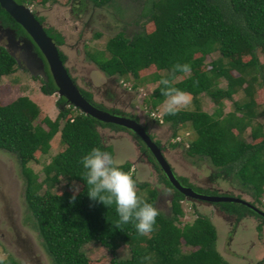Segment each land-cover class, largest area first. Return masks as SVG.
<instances>
[{
  "label": "trees",
  "instance_id": "1",
  "mask_svg": "<svg viewBox=\"0 0 264 264\" xmlns=\"http://www.w3.org/2000/svg\"><path fill=\"white\" fill-rule=\"evenodd\" d=\"M16 1L44 4L59 0ZM91 1L103 6L114 0ZM151 3L145 14L153 24L152 31L143 29L130 37L119 31L108 39L104 50L89 54L91 60L109 77L131 79L133 89L142 84L139 76L154 66L155 71L147 80L158 83L147 97L148 111L165 100L161 95L163 85L159 83L165 77L172 79L173 86L187 92L192 100L207 94L216 106L212 114L201 109H178L174 115L164 111L162 118L171 126L172 136L181 135L182 141L188 144L185 147L187 156L206 160L214 167L211 180H238L254 199H259L264 191V138L249 143L243 133L249 128L250 136L257 137L261 129L253 125L252 118L255 81L264 84V64L257 55L258 51L264 55V0H158ZM38 19L43 22V17ZM0 20L5 24L13 21L2 8ZM13 26L24 32L20 25ZM46 33L57 45L64 43L63 36L53 28L46 29ZM35 48L47 75V79L40 77V89L51 95L57 87L43 55L36 45ZM216 51L219 56L213 57ZM59 53L65 61V55ZM243 55L249 59L243 61ZM177 62L189 64L191 72L176 73L173 79L171 69ZM17 66L15 57L0 45V78L11 75ZM221 79L226 80V87L219 85ZM238 89L243 91L247 100L234 101V109L223 115V99H231ZM80 91L90 102L104 108L93 101L91 92L81 88ZM56 104L58 114L55 119L42 118L48 128L45 130L35 123L41 108L30 97L20 95L7 103L0 100V149L14 154L21 166L26 178L27 218L41 236L52 264H89L82 250L89 242L100 243L110 250L113 256L109 264H231L217 249L215 224L203 213L198 212L191 224L179 226L176 223L183 214L180 198L184 195L174 189L166 177L162 178L163 184L176 193L171 200V216L160 213L148 238L140 235L131 222L117 228L119 216L115 204L106 207L89 198L85 169L80 160L94 147H100L114 157L112 147L102 142L97 125L124 127L97 121L68 104L64 97H58ZM185 123L194 130L192 138L188 133L186 136L178 133L179 126ZM57 132L64 149L44 165L43 178L37 180V175L27 164L35 160L36 151L49 152L50 140ZM178 144L180 142L174 141L171 146L177 147ZM118 166L133 178L136 185L148 184H140L134 179L130 173L131 162ZM179 180L184 185L193 186L184 176ZM73 188H79L74 203L70 202ZM42 189L44 192L40 194ZM205 190L209 194H218L217 190ZM154 193V190L147 189L146 200L153 205ZM214 203H220L215 207L223 213L235 215L237 222L246 214L260 218L262 224L257 228L262 230L264 216L250 207L235 202ZM129 235V256L117 258L114 254L116 247L121 241H128ZM182 239L195 249L182 252ZM0 264L21 263L7 255Z\"/></svg>",
  "mask_w": 264,
  "mask_h": 264
},
{
  "label": "rangeland",
  "instance_id": "2",
  "mask_svg": "<svg viewBox=\"0 0 264 264\" xmlns=\"http://www.w3.org/2000/svg\"><path fill=\"white\" fill-rule=\"evenodd\" d=\"M152 1L158 0H114L110 5L103 6H97L91 0H59L44 4L32 1L25 3V5L34 14L43 17V24H41L44 25L45 29L53 28L63 36L64 43L58 45L59 50L65 55V66L78 87L91 92L93 100L103 107L119 108L120 110L126 108L128 113L133 116L135 115L130 108L140 113L136 116L140 117L139 121L145 125L149 124L150 132L154 137L161 140L160 142L165 149V157L174 171L178 175L186 177L188 182L195 186L196 191L207 193L208 190L205 189H209L211 191L217 190L219 193L227 192L228 195L242 197L264 210V191L259 199H254L248 191L241 187L238 180L233 181L230 178L226 181L222 179L211 180L210 173L214 172V167L208 161L187 156L185 146L182 144L183 141L177 147L171 146L173 143L171 126L164 121L160 127L148 111L150 103L147 97L158 83L147 80L150 78V73L155 71L154 66L139 76L141 77L139 82L142 83L139 84V87H142L146 93L142 98L138 94V89L131 88V79L123 78L124 86L123 84L120 85L117 76H107L91 60L89 54L96 50H104L108 39L119 31H123L129 37L137 31H143V29L152 31L153 24L145 14V11H148L152 6ZM5 38L6 35L0 40V45L6 43ZM257 55L264 64V55H261L260 51L257 52ZM217 56H219V52L216 51L213 53V57ZM247 59L249 56H242L243 61ZM37 71L39 72L38 69L32 67V61L19 63L11 75L0 78V100L7 103L20 95H27L41 108L35 123L42 125L46 130L48 128L43 123L42 118L48 116L52 120L55 119L58 114L56 100L59 95L56 92L46 95L41 91L42 82L39 73H36ZM255 83L252 123L254 126H260L261 129L257 137L250 136L249 128L245 130L243 137L249 143L264 138V84L257 81ZM219 85L226 87V80L221 79ZM246 100L247 97L243 91L238 89L231 99H223L222 114L224 115L234 109V101L241 103ZM164 101L150 111L156 115L163 114L165 111ZM215 108L216 106L210 97L207 94H201L196 100L194 98L192 100L190 96L188 105L179 109H201L212 114ZM97 130L102 142L112 147L117 164L120 165L131 159L135 166V170L132 171L134 179L140 184L148 183L145 186L135 184L137 194L140 196L146 194L145 198H148L147 189L154 190V194H156L154 206L163 215L171 216V200L176 196V193L170 188H165L164 185V189L168 190L170 195L167 197L161 195V190L157 184H163L158 183L157 179L154 181L153 175H149L150 164L145 160H143L144 164L139 161L137 155L140 154V151L136 139L132 136L129 138L125 134L135 135L131 131H129L130 133L124 130L118 131L109 126L97 125ZM178 133H182V136H186L185 133H188V136L191 135L192 138L194 130L189 123H185L179 126ZM50 146L48 153L43 154L41 151H36L35 160L27 164V167L37 175V180L43 178L44 165L50 161L54 154L64 149L59 132L51 138ZM25 184L26 178L16 156L0 149V257L4 259L7 255H11L21 264H52L43 247L41 236L32 228L27 218L29 213L24 198ZM60 191L62 190L60 189ZM43 192L44 189L39 191L40 194ZM211 204L183 196L180 198L183 214L176 223L179 226L191 224L198 212L203 213L215 224L218 237L217 249L228 262L231 264H264V225L261 231L257 228L258 225L262 224L260 218L246 214L237 222L235 215L223 213L215 207L216 204L220 205V203ZM151 235L152 233L144 236L148 238ZM130 237L129 235L126 238L128 241L123 240L116 247L114 254L117 258L129 256ZM141 244L143 247L146 246L145 240ZM181 246L184 253L195 249L186 245L183 239ZM82 250L88 257L89 264H109L110 258L113 256L106 246L104 247L97 242L84 244Z\"/></svg>",
  "mask_w": 264,
  "mask_h": 264
},
{
  "label": "clouds",
  "instance_id": "3",
  "mask_svg": "<svg viewBox=\"0 0 264 264\" xmlns=\"http://www.w3.org/2000/svg\"><path fill=\"white\" fill-rule=\"evenodd\" d=\"M22 4L25 5V3ZM25 6L28 7L27 5ZM34 15L36 19L39 21L38 19L39 16H37L36 14ZM12 20L14 19L12 18ZM21 28L23 29L22 26ZM24 32L26 31L24 30ZM190 72H191V66L189 64H181L177 62L172 66L171 76L174 79L176 73L188 74ZM40 77L43 76L40 75ZM118 81L120 85L123 84L124 86V82L122 78H119ZM159 83L163 85V88L161 89V95L165 97L164 109L166 113L174 115L176 114L179 108L188 105V103L190 102V95L187 92L174 87L172 84V79L165 77L162 78L159 81ZM139 88L140 87H138L137 89ZM151 92L152 91H150V93ZM149 112H150L149 115L152 117L151 112L153 111H149ZM152 118L155 119L159 123V125H161L164 122L163 118H162V122L159 121L158 117H152ZM180 136L181 135L173 137L172 142L176 141V142H180L181 144L182 137ZM182 144L185 147H188L187 143L183 142ZM80 163L85 169L84 177L86 178L88 185L89 198L94 202L98 201L102 203L106 207L115 204L116 212L118 213L119 216V220L116 222L117 228H120L121 225L123 224H127L131 222L140 235H148L154 230V225L156 224V218L160 214V210L157 207H155L152 203L147 202L145 198L146 194H144V196H140L137 194L135 181L128 173L121 170V168L118 166L112 154H110L107 151H102L100 147H94L86 155L82 157ZM131 163L132 166L130 167V173H132V171L135 170V166L133 165V162ZM149 171H150L149 175H153L154 178V174L152 173V170L149 169ZM154 181H152V184H154ZM157 187L161 190L162 196L167 197L168 195H170V192L164 189L163 185L157 184ZM78 193H79V188H73V195L70 198V202L72 203L75 202ZM2 260L3 258L0 257V262H2Z\"/></svg>",
  "mask_w": 264,
  "mask_h": 264
},
{
  "label": "water",
  "instance_id": "4",
  "mask_svg": "<svg viewBox=\"0 0 264 264\" xmlns=\"http://www.w3.org/2000/svg\"><path fill=\"white\" fill-rule=\"evenodd\" d=\"M0 6L14 19V21L23 27L34 44L38 47L48 65L51 77L57 87L56 92L58 95L64 97L69 104L78 108L80 112L96 119L97 121L122 126L133 132L149 149L151 155L156 160V163L160 166L163 172L166 173L169 181L177 191L184 196L199 201L242 203L250 207L259 215L264 216L263 210L257 208L255 205L241 197L205 194L196 192L192 187L182 186L176 176L172 173L167 160L160 151V148L151 140L142 124L136 118L111 113L99 108L81 93L78 85L66 68L65 61L60 57L59 46L53 41L52 37L46 33L43 25L36 19L35 15L28 7L22 3H18L16 0H0ZM38 63L40 68L39 72L37 71L36 73H39L44 79H47V75L43 68V60L39 57Z\"/></svg>",
  "mask_w": 264,
  "mask_h": 264
},
{
  "label": "flooded vegetation",
  "instance_id": "5",
  "mask_svg": "<svg viewBox=\"0 0 264 264\" xmlns=\"http://www.w3.org/2000/svg\"><path fill=\"white\" fill-rule=\"evenodd\" d=\"M0 8H1V6H0ZM13 25H20V24L17 23L16 21H14V20L13 21H9L8 24H5V23H3L0 20V31H2V34H0V40L2 39L3 36L6 35V38H5V40H6V43L5 44L6 45L4 44L3 46L6 47L10 51V53L15 57L18 65H19V63L32 61V67H34V68H36V69L39 70L40 65L38 63V57L39 58H41V57L39 56V54H38V52H37V50L35 48V44L32 42L31 38L28 36V34L26 32H23L21 29L20 30L17 29ZM96 104H98V103H96ZM99 108H101V107H99ZM104 108H102V109H104L106 111H109L111 113L120 114V115H126V116H131L133 118H136L138 121L140 120V117H137L136 116V114L139 115L140 113L135 112V110H133L132 108H130V109L133 111V113H134L135 116H133L131 113H128V110H126V108L124 110H120L119 108H113V109L106 108V107H104ZM139 122L142 124V126L144 127L146 133L150 136L151 140L157 145V147L160 148V151L162 152L163 156L165 157V154H164L165 149H164V147L162 146V144L160 142L161 140H159L158 138L154 137V135L150 132V130H151L150 125L149 124L148 125H145V123H143L141 121H139ZM159 126L161 127V125H159ZM124 128L123 129H117V128H115V129H117L118 131L119 130H124V131H127V132L130 131V130H128L126 128L124 129ZM130 134H128V135H130ZM130 136H132L134 139H136L135 141L139 145L140 154L137 155V156H139L138 157L139 161H141V163H144L143 160H145L148 164L151 165L152 173L154 174V178L157 179L158 183H162L163 184V182H162V178L163 177H166L169 180V178L167 177L166 173H164L163 170L160 168V166H158V164L156 163V160L151 155L149 149L140 140V138L135 135L137 137L136 138L132 134ZM165 159L167 160L166 157H165ZM167 162H168V164H169V166L171 168L172 173L176 176V178L178 179L179 183L182 186H187V185H184L183 182H181V180H179V177H181V176L178 175L174 171V169L172 168V166H171V164L169 163L168 160H167ZM163 186H164V184H163ZM190 187H192L194 189L195 186L193 185V186H190ZM165 188H168V187H165ZM174 189H176V188L174 187ZM200 189H203V188H200ZM196 192H198V191H196ZM205 194H209V193H205ZM218 194L219 195H227L228 193L227 192H221V193L218 192ZM211 195H217V194H211ZM196 201H198V200H196ZM199 202H205V203L210 204V205H212L211 203H214V202H206V201H199Z\"/></svg>",
  "mask_w": 264,
  "mask_h": 264
},
{
  "label": "built area",
  "instance_id": "6",
  "mask_svg": "<svg viewBox=\"0 0 264 264\" xmlns=\"http://www.w3.org/2000/svg\"><path fill=\"white\" fill-rule=\"evenodd\" d=\"M138 94H139V96L140 97H142V98H144V96H145V92H144V89L142 88V87H140L139 89H138ZM151 115H152V117H158L159 118V121L160 122H162V117H161V114L159 115V114H155L154 112H151Z\"/></svg>",
  "mask_w": 264,
  "mask_h": 264
},
{
  "label": "crops",
  "instance_id": "7",
  "mask_svg": "<svg viewBox=\"0 0 264 264\" xmlns=\"http://www.w3.org/2000/svg\"><path fill=\"white\" fill-rule=\"evenodd\" d=\"M126 136L129 137V138L131 137V136L128 135V134H126ZM128 161L132 162L131 159H128ZM143 164H144V163H143ZM203 205H204V203H203ZM209 205H210V204H209Z\"/></svg>",
  "mask_w": 264,
  "mask_h": 264
}]
</instances>
